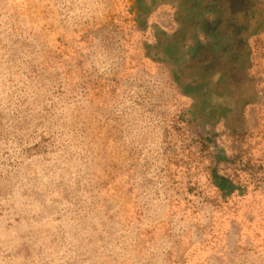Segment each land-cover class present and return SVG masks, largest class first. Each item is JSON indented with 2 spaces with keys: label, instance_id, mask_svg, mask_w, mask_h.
Listing matches in <instances>:
<instances>
[{
  "label": "rangeland",
  "instance_id": "obj_1",
  "mask_svg": "<svg viewBox=\"0 0 264 264\" xmlns=\"http://www.w3.org/2000/svg\"><path fill=\"white\" fill-rule=\"evenodd\" d=\"M0 264H264V0H0Z\"/></svg>",
  "mask_w": 264,
  "mask_h": 264
}]
</instances>
